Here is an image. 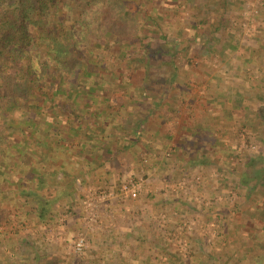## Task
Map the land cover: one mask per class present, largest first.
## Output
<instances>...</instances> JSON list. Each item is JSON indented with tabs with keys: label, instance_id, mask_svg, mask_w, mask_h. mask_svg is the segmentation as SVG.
Returning a JSON list of instances; mask_svg holds the SVG:
<instances>
[{
	"label": "rangeland",
	"instance_id": "374dc122",
	"mask_svg": "<svg viewBox=\"0 0 264 264\" xmlns=\"http://www.w3.org/2000/svg\"><path fill=\"white\" fill-rule=\"evenodd\" d=\"M90 1V13L104 2ZM125 6L150 15L149 26L141 25L145 42L157 46L167 40L171 51L179 47L177 65L169 55L152 56L143 83L145 71L138 66L144 64L124 59L123 83L117 87L107 76L83 114L64 118L54 109L40 115L43 130L52 118L61 120L52 134L38 135L53 145L30 138L23 143L25 161L16 163L12 151L8 163L13 170L35 163L52 173L45 192L55 200L51 217L40 221L32 205L2 196L0 259L4 264H264V124L257 116L264 106V0H149L142 7L128 0ZM124 23L133 30V22ZM163 90L173 105L185 101L172 122L181 124L184 117L202 122L194 148H202L199 152L180 155L171 145L150 159L124 143L122 135L132 142L131 128L153 108L146 98ZM79 121L84 129L77 131ZM16 137L24 142L27 136ZM103 139L125 167L109 184L98 163L87 171L92 164L86 160L91 163L96 152L99 161L108 157L98 143ZM17 180H2L0 187L9 194L17 184L25 189L35 184ZM130 182L140 185L137 198L122 194V185ZM79 237L85 239L82 252L74 248Z\"/></svg>",
	"mask_w": 264,
	"mask_h": 264
},
{
	"label": "trees",
	"instance_id": "16d2710c",
	"mask_svg": "<svg viewBox=\"0 0 264 264\" xmlns=\"http://www.w3.org/2000/svg\"><path fill=\"white\" fill-rule=\"evenodd\" d=\"M120 1L122 3L104 0L101 9L90 13V0H0V183L2 180L11 183L13 178L35 183L30 189L17 184L14 190H8L9 194L5 187H0V202L4 201L3 197H13L16 205H32V212L40 221L50 216L48 213L55 200L45 192L49 191L47 178L53 177L47 175L52 173L44 172L35 163L28 162L27 167L17 164V170L8 163L12 151L16 163L25 161L23 143L28 144L30 138L37 140L38 145H53L44 143L38 135L40 132L52 134L61 120L52 118L47 123L48 129L43 130L40 115H52L56 110L64 113V118L83 114L85 107L92 106L89 100L94 97L92 94L97 88L103 90L107 76L115 78L117 87L123 83L124 59L132 65L144 64V67L136 65L145 71L143 83L149 78L152 56L169 55L170 62L176 67L179 47L171 51L167 40L157 46L150 41L145 42L147 35L142 33L141 25L149 26L146 20L150 15L141 12L140 7L136 12L126 10L128 0ZM132 1L139 2L142 7L149 0ZM90 14L94 19L88 18ZM126 20L134 23L132 31L125 29ZM126 79V82H132ZM172 81L170 77L169 82ZM163 92L152 98L164 99ZM45 104L49 105L48 108ZM257 116L264 124V106L258 109ZM80 121L77 122V131L84 129ZM17 134L27 136L24 142L15 138ZM104 146L108 147L107 144ZM60 189L58 192L68 191L69 187ZM2 216L0 212V223L5 219ZM0 264H4L1 259Z\"/></svg>",
	"mask_w": 264,
	"mask_h": 264
},
{
	"label": "crops",
	"instance_id": "0c3cea01",
	"mask_svg": "<svg viewBox=\"0 0 264 264\" xmlns=\"http://www.w3.org/2000/svg\"><path fill=\"white\" fill-rule=\"evenodd\" d=\"M146 101L150 102L153 105V108L152 107L149 108L147 113H144L143 117H141L140 120L135 124V127L131 128L132 130L131 133H133L132 142L129 143L127 141L129 136H127L126 133L122 135L117 132L118 133L117 137L122 135L123 139L126 140L124 141V143L128 144L129 146L128 148H138L137 153L142 151L147 152L148 154L147 156H149L150 159H152V155H155L157 151L160 152L167 146H171V145L175 147L176 152H178L180 155L185 153H191V149L196 148L195 147L196 144L195 140L197 136L196 131L201 129L203 125L199 117H195L192 120H189V117L187 119L185 117L182 119L181 117L180 118L182 119L181 124H179L180 121H178L177 123L172 122L177 120L176 118L174 119V116L177 115L179 109H181V104L185 102L182 98L176 101L177 102L176 106L175 104L173 105L169 99H165V98L164 99L146 98ZM130 103L132 104V102ZM159 107L164 112L159 110L158 109ZM144 109H146V107ZM171 123H173L174 126L171 127L170 126ZM129 128L130 126L125 129H129ZM98 143L104 146L105 140L103 139L102 142H98ZM201 149L202 148H200V150ZM194 150L196 152L200 151L199 149L197 150L194 149ZM116 151L113 152L112 147H106L102 149V152L106 153L108 156L106 158L105 157L103 158L104 161H99L97 157L98 152H96L94 159L90 158V160H92L91 163H89L88 160H86L87 164L93 165V166L91 165V167H88L87 171H92V172L95 171L94 164L98 163L100 171L104 172V179H105L104 182L106 184L113 182L115 178L119 177V171L125 168L122 166V162L124 161L121 159L122 156L121 155L115 156ZM114 161H117V165L116 163L113 164ZM74 180L75 183L78 184L77 181H79V177L74 178L73 183Z\"/></svg>",
	"mask_w": 264,
	"mask_h": 264
},
{
	"label": "built area",
	"instance_id": "2783aa9c",
	"mask_svg": "<svg viewBox=\"0 0 264 264\" xmlns=\"http://www.w3.org/2000/svg\"><path fill=\"white\" fill-rule=\"evenodd\" d=\"M140 185L135 182L125 183L122 185L121 191L122 194L127 197L137 198L140 194ZM74 248L77 252H82L85 248V239L83 237H79L75 242Z\"/></svg>",
	"mask_w": 264,
	"mask_h": 264
}]
</instances>
